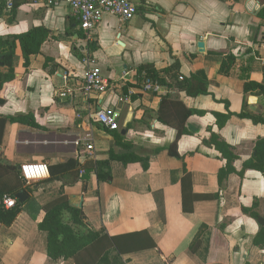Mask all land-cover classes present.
<instances>
[{
    "label": "crops",
    "instance_id": "1",
    "mask_svg": "<svg viewBox=\"0 0 264 264\" xmlns=\"http://www.w3.org/2000/svg\"><path fill=\"white\" fill-rule=\"evenodd\" d=\"M10 1L7 7L8 0H0V38L33 28H42L46 37L28 64L15 43V79L2 89L0 116L25 119L5 123L0 163L44 164L46 169L22 189L28 198L19 203L11 224L0 223V264H75L72 258L52 260L47 233L38 227L43 207L61 194L86 217L82 222L87 228L63 210L62 221L74 230L79 226L108 236L149 234L156 246L121 255L126 264H264V246L252 243L259 224L242 210L264 213L263 174L244 167L255 156L264 125L238 116L244 83L263 79L264 0H131L137 7L131 19L105 15L89 33L64 0ZM227 53L235 60L225 75L219 67ZM175 59L182 75L206 81L211 94L189 96L150 78L159 88L145 89L147 77L139 67L161 72ZM91 66H98L110 82L106 91L84 93L83 74ZM0 71H7L1 62ZM167 92L178 93L185 107L202 112L187 118V132L177 139L182 159L167 151L176 130L157 119ZM225 102L231 116L219 127L214 113H226ZM245 102V111L263 112L260 96L248 93ZM104 108L116 109L118 129L97 121L96 111ZM115 131L130 142L134 154L148 157L147 168L139 161L109 157L110 151H124L115 144ZM212 133L235 155L230 163L234 171L222 174L220 182L226 159L210 143ZM98 161L108 165L106 179L92 172L85 182H70L74 171ZM62 163L68 168L56 173L59 178H50L47 166ZM183 164L191 173L193 192L210 195L195 200L192 212L181 209ZM80 196L81 207H74Z\"/></svg>",
    "mask_w": 264,
    "mask_h": 264
},
{
    "label": "trees",
    "instance_id": "2",
    "mask_svg": "<svg viewBox=\"0 0 264 264\" xmlns=\"http://www.w3.org/2000/svg\"><path fill=\"white\" fill-rule=\"evenodd\" d=\"M46 37V32L42 28H33L25 33L12 36L9 38H0V62L7 67L6 72L0 71V105L4 102L2 89L5 84L15 79L12 68L11 59L15 49V43L18 41L25 63L28 64L30 55L37 54L41 43ZM235 57L231 53H227L222 60L219 72L228 74ZM139 71H144L147 78L152 79L160 85H166L177 92H184L189 96H197L200 94H211L208 83L194 74L184 76L180 72V62L175 59L169 66L161 72L152 66L143 65L139 67ZM176 92V93H177ZM255 94L262 98L264 103V67L263 79L258 81H246L243 85V101L242 109L238 113L239 117L249 118L253 123H261L264 125V109L259 115L251 114L246 110L245 96L246 94ZM226 113H214L217 125L219 127L225 124L226 120L231 116L228 110V102H225ZM192 114H202L195 109H189L184 106L179 98L178 93L167 92L161 96L157 119L176 130V136L173 142L167 146L170 155L182 159L177 152V139L187 132L185 122ZM25 116L3 117L0 116V143L5 123L24 122ZM115 144L121 146L124 151L120 154L110 151L109 157L116 159L122 163L139 161L145 169L148 166V157L142 158L132 150V145L128 141L123 140V136L119 131L112 133ZM210 143L221 153L226 159V166L218 173L219 182L223 176L234 169L231 162L235 159V155L231 150V146L220 140L219 137L212 133L209 138ZM255 156L252 160L244 163V167L252 168L260 171L264 177V137L258 138L255 142ZM129 150V151H128ZM67 163L59 165H48L47 170L50 178H59L57 172L65 171ZM82 170V172H80ZM96 172L98 179L104 180L109 175V168L105 161H98L96 164L85 165L74 171V178L71 183L81 180L87 181L89 175ZM181 177V209L183 212L193 211V202L202 198H209L208 194H195L192 190L191 173L183 164V172ZM24 188H28L23 177L16 171H10L0 163V223L5 225L11 224L16 213L18 212L19 203L16 201L15 206L6 208L2 199L5 195L13 196V194ZM45 214L41 222L38 224L39 229L47 233V253L52 260L59 261L61 259L72 258L75 264H126L121 255L144 249L155 247L156 244L146 231H137L131 234H117L108 236L105 233L87 229L84 231H75L68 223L62 221L63 210L70 211L73 222L86 227V224L79 219V210L70 208L66 203V196L61 194L53 201L43 207ZM242 210L249 213L259 224V230L252 238V243L256 246H264V213L260 214L252 209L242 207ZM87 228V227H86ZM199 233L195 235L191 242L190 249L195 250V245L199 240ZM210 260V258H207Z\"/></svg>",
    "mask_w": 264,
    "mask_h": 264
},
{
    "label": "built area",
    "instance_id": "3",
    "mask_svg": "<svg viewBox=\"0 0 264 264\" xmlns=\"http://www.w3.org/2000/svg\"><path fill=\"white\" fill-rule=\"evenodd\" d=\"M56 1V0H54ZM72 9L73 14L79 19L80 28L86 32L95 29L105 15H112L122 21L131 19L137 11L136 5L131 0H64ZM7 7H11L8 0ZM64 78L66 76L64 75ZM84 93H102L106 91L110 82L103 76L98 66L88 67L83 74ZM144 87L147 90H157L159 85L149 78L145 79ZM97 121L109 130L118 129L117 111L115 108L99 109L95 113ZM78 144V140H75ZM88 150L92 145H87ZM46 166L44 164L27 163L20 166L19 173L26 183L42 176ZM82 172V171H81ZM16 199L5 195L2 203L6 208L15 206Z\"/></svg>",
    "mask_w": 264,
    "mask_h": 264
},
{
    "label": "water",
    "instance_id": "4",
    "mask_svg": "<svg viewBox=\"0 0 264 264\" xmlns=\"http://www.w3.org/2000/svg\"><path fill=\"white\" fill-rule=\"evenodd\" d=\"M198 46L199 47H202V43H199L198 44ZM250 108L253 110V111H258L259 112V110H258V108L257 107H252V106H250ZM123 132V131H122ZM1 150H2V148H1V146H0V158H1ZM5 167L6 168H8L9 170H12V171H15V170H18L19 171V169H20V166H16V165H9V164H6L5 165ZM13 196H14V198L17 200V202L18 203H20V204H23L25 201H26V199L28 198V195H27V192L25 191V190H19V191H16L14 194H13ZM82 197L80 196V201H79V203L78 204H73L72 202H71V200H70V204H73V206L74 207H81V204H82ZM79 219L81 220V221H83V222H85L86 221V217H85V215H84V213H83V211L82 210H80V212H79Z\"/></svg>",
    "mask_w": 264,
    "mask_h": 264
},
{
    "label": "rangeland",
    "instance_id": "5",
    "mask_svg": "<svg viewBox=\"0 0 264 264\" xmlns=\"http://www.w3.org/2000/svg\"><path fill=\"white\" fill-rule=\"evenodd\" d=\"M66 216L67 215H65L64 217H63V220L65 221L66 220ZM83 227V226H82ZM82 227H79V226H75V230H80V231H84L83 229H82Z\"/></svg>",
    "mask_w": 264,
    "mask_h": 264
}]
</instances>
